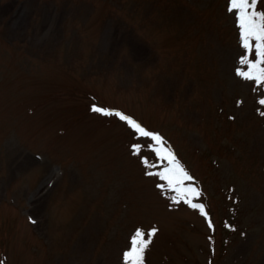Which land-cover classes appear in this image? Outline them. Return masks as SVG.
<instances>
[{"label": "rangeland", "instance_id": "1", "mask_svg": "<svg viewBox=\"0 0 264 264\" xmlns=\"http://www.w3.org/2000/svg\"><path fill=\"white\" fill-rule=\"evenodd\" d=\"M228 7L0 0V264H124L152 228L143 264H264V87ZM166 150L206 215L172 200Z\"/></svg>", "mask_w": 264, "mask_h": 264}, {"label": "snow or ice", "instance_id": "2", "mask_svg": "<svg viewBox=\"0 0 264 264\" xmlns=\"http://www.w3.org/2000/svg\"><path fill=\"white\" fill-rule=\"evenodd\" d=\"M259 0H228V10L234 12V19L238 27V34L241 43V47L245 49V55L241 58V64H247L251 71L241 72L237 71V75L246 80H253L257 85L264 87V10L258 8ZM254 42V43H253ZM248 53H253L255 59L248 60ZM258 103L264 106V98L260 99ZM91 111L100 113L103 115H114L121 121L132 128L137 134L143 137H149L152 141L162 144V138L150 131L145 130L140 124L136 123L133 119L127 117L121 112H110L98 106H93ZM151 147V146H150ZM139 150V145L134 146V151ZM160 156L161 149H153ZM167 160L168 167L158 175L167 181L169 190L177 193L176 197H173L174 202L183 200L184 203L189 204L193 209H198L201 215H206L205 206L200 203H193L188 199V195L191 194L194 197H198L200 192L192 186H185V181H192L193 177L176 162L175 155L171 150H166L165 155L162 157ZM143 162V161H142ZM153 175L152 173H146ZM31 223H36L34 219L29 218ZM209 228L213 227L209 222ZM157 232L156 228L148 230L146 233L144 230L137 229L131 236L129 241L130 250L123 252L122 257L124 264H143V254L148 246L152 243V239ZM147 235V239H145Z\"/></svg>", "mask_w": 264, "mask_h": 264}, {"label": "trees", "instance_id": "3", "mask_svg": "<svg viewBox=\"0 0 264 264\" xmlns=\"http://www.w3.org/2000/svg\"><path fill=\"white\" fill-rule=\"evenodd\" d=\"M258 8H259L260 10H264V0H259ZM262 66H264V65H262Z\"/></svg>", "mask_w": 264, "mask_h": 264}]
</instances>
